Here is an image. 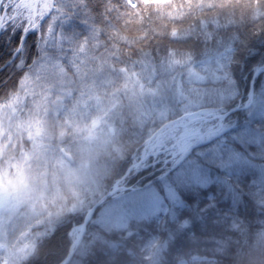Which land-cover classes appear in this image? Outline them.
Returning a JSON list of instances; mask_svg holds the SVG:
<instances>
[{
	"label": "trees",
	"instance_id": "1",
	"mask_svg": "<svg viewBox=\"0 0 264 264\" xmlns=\"http://www.w3.org/2000/svg\"><path fill=\"white\" fill-rule=\"evenodd\" d=\"M129 1L0 0V106L18 96L37 128L0 159L11 181L3 183L0 247L30 236L18 264H61L72 230L98 203L67 264H264L262 186L251 166L264 165V0ZM45 2L51 10L39 16ZM223 54L213 81L185 73ZM45 61L50 77L25 92ZM54 65L65 72L63 109ZM236 107L222 120L174 127L189 120L188 109L210 118ZM255 132L260 144L250 141ZM226 155L247 162L224 168ZM92 156L88 184L60 171L89 168ZM191 164L195 172L178 180ZM166 188L178 197L173 205ZM146 189L166 211L131 214L125 226L95 222ZM6 255L0 250V264Z\"/></svg>",
	"mask_w": 264,
	"mask_h": 264
},
{
	"label": "rangeland",
	"instance_id": "2",
	"mask_svg": "<svg viewBox=\"0 0 264 264\" xmlns=\"http://www.w3.org/2000/svg\"><path fill=\"white\" fill-rule=\"evenodd\" d=\"M128 2H132L128 0ZM46 7V8H45ZM47 9V10H46ZM51 8L48 3H44L43 10L39 11V16H46L50 12ZM228 57L226 54H223L221 56H218L214 59H206L202 61L199 64H196L194 66L189 67L187 70H185V73H190L192 79H200L204 81L206 79L212 80V76H217L218 73H224V67L227 64ZM47 63L42 62L41 65L37 68V76L35 78H27L24 81L23 89L25 92H31L34 90V87L36 84H38L39 78H43L46 76H49V73L53 72L52 70H49L46 67ZM53 70L56 74V87L60 95L58 96V99L56 100V106L59 105V108L61 109L64 106V103L66 101V81L64 79V71L58 66L54 65ZM205 73V74H204ZM38 77V78H37ZM50 77V76H49ZM50 88H47V91H49ZM129 91L132 90V88H128ZM140 94H144V90H141V87L139 88ZM98 103V100L96 101ZM95 103V104H96ZM94 104V105H95ZM197 104L193 103L191 101L190 107H195ZM63 109V108H62ZM202 113L207 114V112H202L198 110H190L188 109L184 116H188V119H193L195 117H200ZM32 119L29 118V115L25 113L24 107L19 105V99L18 96L14 97L12 101L6 103L3 106H0V159L6 157L8 155L7 153V147L11 144V142L15 139L18 141L25 137L29 138L34 130L36 131V123L32 124ZM93 125H97V121H93ZM33 129V130H32ZM32 130V131H31ZM37 133V132H36ZM36 133L34 135H36ZM39 134V133H37ZM244 138V137H243ZM262 139V136L259 135L257 132L250 133V141H256L260 144V141ZM4 140V144H2V141ZM14 145L15 143L13 141ZM222 143L219 142L218 146ZM246 148V147H245ZM247 149V148H246ZM251 157L259 156V153L256 152H248ZM227 157L223 161V167L227 168L234 162H247L245 159L238 157V156H231L226 155ZM96 156H92L91 163L89 168L88 166H84L83 168H70L64 166L60 171L62 170L66 177L68 178L69 182L73 185L78 184H88L91 180V171L93 168V161L95 160ZM88 164V165H89ZM62 165V164H61ZM251 166L260 173V185L261 190L258 193V199L260 200L261 204H264V165L259 164H251ZM91 168V169H90ZM187 168V170H185ZM184 170H182L179 173L178 180H183L184 175L186 173H190L191 175L195 172L196 164H191L187 166ZM61 171V172H62ZM7 185H11V181L8 180L7 175L1 173L0 171V209L5 205L6 200L8 198V193L6 192V183ZM230 188V186H227ZM166 196L168 199V202L173 205V203H176L178 201V197L176 193L171 190L170 188L165 189ZM167 203L163 201V199L156 193L153 189H146L142 190L138 193H136L133 196H127L125 198H120L117 203H115L112 207L105 208L100 211L98 215V219L95 220L96 223H99L101 225H111V226H125L128 222H130L129 218L132 216L131 214H135L137 220H142L145 217L156 214L159 211H166L167 210ZM79 231V227H75L74 230H72V236H77ZM30 236H26L23 243L18 247H0V250L3 252L6 251L8 253L7 260L9 261V264H18V261L21 257L22 249L23 250H29L30 246ZM193 259H197L194 257ZM202 260H205L204 258H201ZM3 263V261H2ZM7 264V263H6Z\"/></svg>",
	"mask_w": 264,
	"mask_h": 264
},
{
	"label": "water",
	"instance_id": "3",
	"mask_svg": "<svg viewBox=\"0 0 264 264\" xmlns=\"http://www.w3.org/2000/svg\"><path fill=\"white\" fill-rule=\"evenodd\" d=\"M258 73H256V75H257ZM238 108V107H237ZM237 108H235V109H233V110H231V111H229V112H227V113H224V114H218V115H214V116H212L210 119H214V118H217V119H219V120H222V119H224L225 117H227L228 115H230V114H232L233 112H235L236 110H237ZM205 118H197V119H194V120H190V121H188L185 125H189V124H192L193 122H197V121H201V120H204ZM185 125H175V126H185ZM145 150H143V152H144ZM143 160V157H141V160H140V162ZM140 162L139 163H137L136 165H134L132 168H136V167H138V165L140 164ZM127 173H128V171H127ZM126 173V174H127ZM125 176H123L122 177V179L124 178ZM117 187H118V182H116L115 184H114V190H112L111 192H109L107 195H105V197L104 198H107V197H109V196H111V194L117 189ZM97 206H98V203L97 204H95L88 212H87V214H86V217H85V220H84V222H83V224H82V226H81V229H80V232H79V234H78V237L74 240V242L72 243V245H71V247H70V253L68 254V256L66 257V259L61 263V264H67L68 263V261H69V259H70V256H71V254H72V250H73V248L79 243V241L81 240V238H82V235H83V232H84V229H85V227H86V224H87V222L90 220V218H91V215L93 214V212L96 210V208H97Z\"/></svg>",
	"mask_w": 264,
	"mask_h": 264
},
{
	"label": "bare ground",
	"instance_id": "4",
	"mask_svg": "<svg viewBox=\"0 0 264 264\" xmlns=\"http://www.w3.org/2000/svg\"><path fill=\"white\" fill-rule=\"evenodd\" d=\"M85 217H86V216H85ZM85 217H84V220H85ZM91 217H92V215H91ZM90 219H91V218H90ZM84 220H83V222H84ZM89 221H90V220H89ZM89 221H88V222H89ZM88 222H87V223H88ZM82 224H83V223H82ZM86 225H87V224H86ZM81 226H82V225H81ZM258 250H261V248H259Z\"/></svg>",
	"mask_w": 264,
	"mask_h": 264
}]
</instances>
